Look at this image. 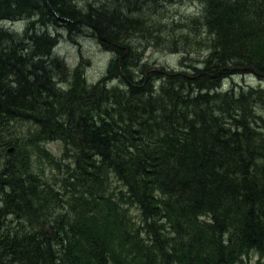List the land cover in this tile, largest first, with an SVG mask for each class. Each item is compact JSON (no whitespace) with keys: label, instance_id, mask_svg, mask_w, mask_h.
<instances>
[{"label":"trees","instance_id":"trees-1","mask_svg":"<svg viewBox=\"0 0 264 264\" xmlns=\"http://www.w3.org/2000/svg\"><path fill=\"white\" fill-rule=\"evenodd\" d=\"M72 3L0 0V218L13 215L0 220V264H244L264 254V89L218 85L242 66L264 77V0H206L203 68L184 71L190 78L161 66L138 80L116 43L130 53L127 33L147 31L143 22ZM33 15L90 25L121 62L89 83L54 55ZM23 18L22 32L5 26ZM16 120L31 125L29 142H63L59 159L27 142L56 170L53 183L33 173L24 136L8 132Z\"/></svg>","mask_w":264,"mask_h":264},{"label":"rangeland","instance_id":"rangeland-1","mask_svg":"<svg viewBox=\"0 0 264 264\" xmlns=\"http://www.w3.org/2000/svg\"><path fill=\"white\" fill-rule=\"evenodd\" d=\"M69 2V0H63ZM133 5L120 6L121 2L116 3L111 0H72L80 8H86L88 3L96 6L102 5L105 11L118 12L122 16L129 19H140L147 31H128V40L131 42V52L129 54V62H136L135 66L130 67V71L134 80H138L153 69H159L164 66L175 71H186L191 75L203 68V63L208 56L206 50V38L209 33L204 34L205 10L207 8L206 0H131ZM172 1V2H171ZM55 17H59L57 11H54ZM32 17V16H31ZM35 21L37 17L33 15ZM65 17H62L64 19ZM67 19V18H66ZM64 19V20H66ZM20 21L5 22V26L22 32L26 26V18L18 19ZM1 23V22H0ZM36 30L43 31L45 25L37 19L34 22ZM47 31L57 36L59 32V43L54 46L52 51L54 55L59 57L61 61L70 65V67L79 66L86 80L89 83L96 82L101 78L107 69L108 62L117 60L118 53L111 50L103 44L99 38L98 32L86 25H82L80 30L69 32L65 29L49 26ZM165 32L166 34H164ZM153 38H150V36ZM164 36V38L162 36ZM169 40V41H168ZM176 48L174 51L173 49ZM194 62H198L195 65ZM145 65V67H143ZM143 68L142 71L139 69ZM232 73L228 78L223 79L224 89L232 83L239 86H259L264 89V77L257 76L250 71H239ZM54 78L55 71L52 72ZM194 77V76H192ZM11 85V83H4ZM62 86V85H61ZM63 87V86H62ZM15 133L20 136L30 131L31 125L27 121L16 120L13 122ZM33 128V127H32ZM263 138L264 135L262 134ZM26 145L27 143L24 142ZM33 146H37L40 150L44 147L51 155L59 159L63 156L64 144L61 140H51L47 142H37ZM28 152L32 153L30 164L33 173L50 180L57 177L56 170L45 159L44 155L38 152L36 148L27 145ZM23 155V154H22ZM26 159L27 157L24 156ZM63 163L65 159H62ZM53 176V177H51ZM55 176V177H54ZM61 176L59 175L58 178ZM58 186V185H57ZM3 197H0V200ZM66 199V197H63ZM2 203H0V208ZM13 215L8 214L2 217L1 222L6 223L13 219ZM5 226V225H2ZM1 226V227H2ZM262 258L264 264V254L252 251L250 257L244 258V264H255L258 258Z\"/></svg>","mask_w":264,"mask_h":264},{"label":"bare ground","instance_id":"bare-ground-1","mask_svg":"<svg viewBox=\"0 0 264 264\" xmlns=\"http://www.w3.org/2000/svg\"><path fill=\"white\" fill-rule=\"evenodd\" d=\"M112 2H114V3H116L117 2V0H111ZM172 2V1H171ZM73 5H75V7L77 8V9H80L81 11H83V12H85L86 11V8L84 9V8H80V7H78L76 4H74V3H72ZM88 6V5H87ZM62 20V19H61ZM65 22V23H64ZM71 21L70 20H68V19H66V20H64L63 22L62 21H60L59 23H56V22H53V21H51V22H49V23H47L46 25H45V29L43 30V32H47L48 33V35L52 38V40L54 41V46H57V44L59 43V38H58V36H59V32H57V36H55V34H51V33H49L48 31H47V28L49 27V26H54L55 28H60V29H65V30H68L69 32H76V31H78V30H80V27H82V25H86V26H90V25H88V24H86V23H83V22H81V23H77V22H74V21H72V23H70ZM66 23L67 24H72V27H69L68 25H66ZM116 46L118 47V48H121L122 50L124 49V53H128V50L125 48V47H123V46H121V45H119V44H117L116 43ZM124 53L122 54V56L124 55ZM206 61V60H205ZM204 61V62H205ZM249 67H252V66H250V65H248V66H242V67H237V68H240L241 70H244V71H250V72H252V73H254L255 75H256V71H255V69H254V71L253 70H251V69H249ZM228 69H232V67H228ZM226 78H228V77H226ZM225 79V78H224ZM223 81V80H222ZM222 81H221V83L220 84H218V85H220L219 87H221L222 89H224V85H223V83H222ZM6 128L9 130L8 132H11V131H14L15 132V127H14V125H13V123H10V124H6ZM33 131L31 130V132L30 133H32ZM28 135H30L29 133L28 134H26V137H24L23 138V141L22 142H29L28 141V139H30V137L28 136ZM22 136H24V134H22ZM30 142H33V143H37L38 141H36V142H34V141H30ZM29 142V143H30ZM40 142V141H39ZM10 148H12V150L9 152V149ZM5 150H6V153H5V156H6V158H7V160H9L10 159V157H11V155H12V153H13V151H14V146H12V145H6V147H5Z\"/></svg>","mask_w":264,"mask_h":264},{"label":"water","instance_id":"water-1","mask_svg":"<svg viewBox=\"0 0 264 264\" xmlns=\"http://www.w3.org/2000/svg\"><path fill=\"white\" fill-rule=\"evenodd\" d=\"M121 58L122 57H120L119 58V62L121 61ZM119 69H120V67H119ZM249 69H251V70H253L254 71V69L252 68V67H249ZM155 71H160L159 69H154ZM255 72V71H254ZM255 73H257V72H255ZM123 74V73H122ZM183 75H185V76H187V77H190V78H192V76H190L188 73H185L184 71H183V73H182ZM258 74V73H257ZM260 75H264V74H260ZM12 150V148H10L9 149V152Z\"/></svg>","mask_w":264,"mask_h":264}]
</instances>
